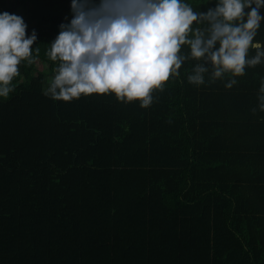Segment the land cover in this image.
Segmentation results:
<instances>
[{
	"label": "trees",
	"instance_id": "trees-1",
	"mask_svg": "<svg viewBox=\"0 0 264 264\" xmlns=\"http://www.w3.org/2000/svg\"><path fill=\"white\" fill-rule=\"evenodd\" d=\"M49 1L64 10L0 0L40 49L0 97V264H264V63L229 89L210 64L190 84L187 60L147 108L112 93L54 100L46 50L72 12Z\"/></svg>",
	"mask_w": 264,
	"mask_h": 264
},
{
	"label": "clouds",
	"instance_id": "clouds-1",
	"mask_svg": "<svg viewBox=\"0 0 264 264\" xmlns=\"http://www.w3.org/2000/svg\"><path fill=\"white\" fill-rule=\"evenodd\" d=\"M262 7L264 0H217L204 12L185 0H71V20L59 25L46 50L55 68L44 95L67 102L112 93L147 108L152 93L179 77L187 60L198 61L187 77L190 84H204L210 64V80L230 74L225 84L230 89L246 68L264 63V42L255 39L264 21ZM27 27L23 17L0 12V97L5 99L15 90L22 62L32 65L40 51L33 48L35 29L29 35ZM259 92L264 111V79Z\"/></svg>",
	"mask_w": 264,
	"mask_h": 264
},
{
	"label": "rangeland",
	"instance_id": "rangeland-1",
	"mask_svg": "<svg viewBox=\"0 0 264 264\" xmlns=\"http://www.w3.org/2000/svg\"><path fill=\"white\" fill-rule=\"evenodd\" d=\"M42 9L47 10V12H57V11H63L64 8L62 7V3L57 2V1H49V0H42ZM246 11H248V9H246ZM53 75H49V77H47V81L46 83H49L51 77Z\"/></svg>",
	"mask_w": 264,
	"mask_h": 264
}]
</instances>
